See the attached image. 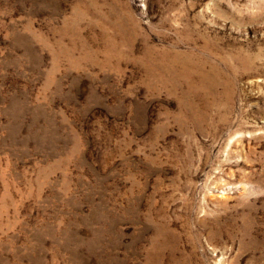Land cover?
Instances as JSON below:
<instances>
[{
    "label": "rangeland",
    "instance_id": "1",
    "mask_svg": "<svg viewBox=\"0 0 264 264\" xmlns=\"http://www.w3.org/2000/svg\"><path fill=\"white\" fill-rule=\"evenodd\" d=\"M0 264H264V0H0Z\"/></svg>",
    "mask_w": 264,
    "mask_h": 264
},
{
    "label": "bare ground",
    "instance_id": "2",
    "mask_svg": "<svg viewBox=\"0 0 264 264\" xmlns=\"http://www.w3.org/2000/svg\"><path fill=\"white\" fill-rule=\"evenodd\" d=\"M199 63V62H198Z\"/></svg>",
    "mask_w": 264,
    "mask_h": 264
}]
</instances>
